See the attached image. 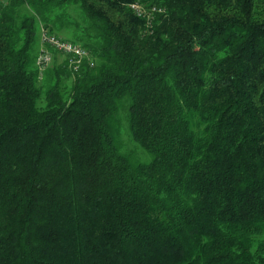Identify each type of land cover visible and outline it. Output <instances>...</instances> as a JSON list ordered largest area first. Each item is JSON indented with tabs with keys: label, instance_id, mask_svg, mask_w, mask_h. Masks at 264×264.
<instances>
[{
	"label": "trees",
	"instance_id": "1",
	"mask_svg": "<svg viewBox=\"0 0 264 264\" xmlns=\"http://www.w3.org/2000/svg\"><path fill=\"white\" fill-rule=\"evenodd\" d=\"M0 264H264V0H4Z\"/></svg>",
	"mask_w": 264,
	"mask_h": 264
},
{
	"label": "built area",
	"instance_id": "2",
	"mask_svg": "<svg viewBox=\"0 0 264 264\" xmlns=\"http://www.w3.org/2000/svg\"><path fill=\"white\" fill-rule=\"evenodd\" d=\"M4 0H0V5ZM128 7L139 17L151 20L152 11L155 7L146 8L139 2H131ZM40 49L35 58L36 67L42 71L52 61V51L59 52L64 56V63L71 71H77L81 63L89 58V51L82 45L71 40L57 36L46 28L39 32Z\"/></svg>",
	"mask_w": 264,
	"mask_h": 264
},
{
	"label": "rangeland",
	"instance_id": "3",
	"mask_svg": "<svg viewBox=\"0 0 264 264\" xmlns=\"http://www.w3.org/2000/svg\"><path fill=\"white\" fill-rule=\"evenodd\" d=\"M24 14H32V10L30 7L25 6L22 9ZM67 11V16L63 18V20H67L69 22H73V24L69 25L68 27H63L61 29L53 28V33L56 34L57 36H60L65 39H71L73 40V34L75 31L85 25V14L81 11V9L76 6V5H70L66 9ZM41 28H46L48 29L49 27H45L43 21H41L39 18H37V34H38V39H37V44L35 46V54L39 52L40 49V40H39V32ZM49 30V29H48ZM79 31V30H77ZM52 51V61L46 66L44 70H47L48 68H51L55 64L63 63L64 61V56L63 54L56 52L54 50ZM64 85L68 88L71 83V78H67L63 81ZM39 105L43 104V100L38 101ZM123 143H124V149L126 152L134 157L137 160H142L146 161L149 159L148 153L143 150L140 146L135 144L134 142L130 141L127 136H123Z\"/></svg>",
	"mask_w": 264,
	"mask_h": 264
}]
</instances>
